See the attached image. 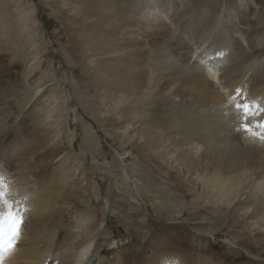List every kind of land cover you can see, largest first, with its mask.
I'll use <instances>...</instances> for the list:
<instances>
[{
	"label": "rangeland",
	"instance_id": "1",
	"mask_svg": "<svg viewBox=\"0 0 264 264\" xmlns=\"http://www.w3.org/2000/svg\"><path fill=\"white\" fill-rule=\"evenodd\" d=\"M169 5L174 13L179 5L177 20L169 29L161 26L156 36L148 35L155 52L187 42L199 49L209 47L205 34L213 21L221 29L223 24V29L229 27L231 38L242 35L243 28L264 33V0H0V176L14 182L19 195L29 198V208L46 213L63 235L103 223L114 236L124 237L126 256L137 264H262L245 256L246 251L263 255L252 250L249 236L240 240L243 231L228 227L236 222L231 220L234 206L207 209L189 182L179 178V170L183 173L201 159L193 160L182 151V142L178 143L182 138L171 134V116L175 110L184 123L192 98L183 92L194 87L210 93L209 87L168 61L156 68L144 87L152 95L150 103L140 102L143 93L138 87L147 85L142 73L147 63L123 23H131L138 9L149 14ZM191 21L196 23L193 28ZM172 81L177 84L170 85ZM135 116L145 119V130L133 126ZM89 136L96 139L92 145L96 148L87 144ZM201 145L194 146L200 150ZM164 149L181 164L167 163L161 157ZM125 215L128 219H123ZM108 216L115 222L110 223ZM236 242L245 259L232 261L225 255L237 249ZM156 254L164 262L157 261Z\"/></svg>",
	"mask_w": 264,
	"mask_h": 264
},
{
	"label": "bare ground",
	"instance_id": "2",
	"mask_svg": "<svg viewBox=\"0 0 264 264\" xmlns=\"http://www.w3.org/2000/svg\"><path fill=\"white\" fill-rule=\"evenodd\" d=\"M100 7L104 8L103 5H101ZM178 9L179 5H177L174 13V7L172 5H169L164 11H153L149 14L142 11L140 12V9H138V11L135 9L136 14L132 16L131 23H123L122 28L125 31L130 32L139 43V50L144 55L145 62L147 63V68H144L142 71L144 75L143 77L145 78L144 81H146L145 83H147V85H140L138 87V90L140 89L141 93H143L140 102L143 101L145 104L146 102H148V104L150 103L152 95L151 93H149L148 88L144 89V87H148V84L151 83L153 74L157 71L156 68L164 65V63L168 61L171 62V65L176 70V67L178 66L182 74L185 73L184 70H189V73L191 74L193 80H200L202 84L209 87L208 90L210 93H205L199 90L196 91L194 87L190 89L188 88L187 92H183L185 93V95H187V97L192 98V102L190 101L192 106L191 110L190 112L185 111L184 114L183 120L186 121H184L183 123L181 120H179V117L178 115H176L177 113L174 110V113L171 116L173 124L168 123L170 126L171 134H174L176 139L182 138L181 141L178 140L179 144L180 142H182V144L180 145L182 151L190 153L189 155H192L193 160L196 158L197 160L201 159L200 163H198L199 161L197 163L194 161L193 164L190 163L194 166L191 168L189 166V169H186V171H184L183 173L179 170L181 176L179 178H183L189 182L191 186L190 188H194L197 191L196 194L204 199L207 209H212V211H221L224 208H229L232 205L234 206L231 220L233 222L236 221L234 222L235 226L231 224L228 227L236 228L237 226V228H239L237 229L238 231H243V234H239L240 240L247 238L246 235L249 236L250 240H248L247 242L252 241L249 244L252 250H259V252L263 253V255L257 257L250 253L246 254V252H248L246 251L245 256L255 259V261L259 260L258 262L262 261V264H264V247H260V245L264 243V138H262L264 137V130L255 128V123L257 120L264 121V51H261L260 49L261 42H263L260 41L262 39L260 37L262 35L264 36V33L255 31L256 29H252L254 31L252 32L249 28L248 30L243 28L242 35L235 33L233 35V38H231L232 35L229 37L227 36V29L229 27L226 26L227 29H223L225 28L223 24V27L221 26V29L220 24H218L219 22L214 23V21L212 20L213 23L212 21L211 23L219 31L217 29L216 31H214L215 29L212 28V25L210 27L212 30H214L211 31L210 29V32L208 30L206 34L204 33L206 39H208V43H205L209 47H205V45H203V47H200L199 49L196 48L190 41L191 43L187 42L186 46H176L170 49V51L163 46L161 47L162 50L159 49L161 51L157 50L155 52L153 46L149 44V40L147 39L148 35L156 36L157 31L162 28L161 26L168 27L167 29H169V26H172L173 23L176 22L175 20H177ZM179 13H181V11ZM201 17L202 16H200L199 18ZM192 19L193 18H191V20ZM203 20L205 23V19ZM214 20L217 21L216 18ZM200 21L199 23H201ZM209 22L207 21V24H210ZM243 22L245 23V21ZM23 23L24 25H27L26 20H24ZM195 24L196 23L194 22V25L191 24L190 26H192L193 28ZM206 26L208 27V25ZM213 32H218V35H214ZM194 34L196 36V33ZM195 36L193 35V37ZM241 36L245 38L246 43H244V41L241 42V39H243ZM184 42H186V40ZM31 44L32 50L35 51L36 45L33 42ZM192 73H194L195 77L192 75ZM183 76L186 77V75ZM181 77L180 80H182ZM177 81L170 82V85L174 86L175 84H177ZM237 89L243 90L244 96L247 97V102L252 104L253 111L257 112V115L249 121L253 125L255 134L245 133L242 130L238 131L242 124V113H240L235 108V104L241 103L243 102V100L236 94ZM39 91L40 89H38L36 95L39 93ZM144 93H146V96H144ZM55 103L56 101L53 99L51 105L54 106ZM256 105H261L259 111H257ZM50 118H52V116L48 117L47 119ZM54 121L57 123L58 118L56 117ZM145 122L146 121L143 117L135 116L133 118V126L135 125V128H141L142 130H145ZM169 122L172 123L171 121ZM169 126L167 125V128ZM148 129H151V127ZM119 131L121 136H125V130L122 129ZM177 135H181V137H178ZM93 137H88L87 144L89 142L90 146L96 143V139H94ZM130 138L133 137L131 136ZM128 140L130 139L128 138ZM197 143L202 144V148L200 149L201 151L198 147H196ZM124 145L125 144H122L123 147ZM92 147L96 148V145L95 147ZM92 151H89V153ZM130 151L131 150H129V152ZM163 153L161 154V157L165 158L167 163L170 161H174L175 164L173 165L177 167L181 162L180 161L178 163L179 157H176L173 160L172 158L174 156H171L172 153L170 151L164 149ZM160 160L162 161V159ZM132 165L133 163H131V166ZM175 166L173 167L176 168ZM179 167L181 168L182 166ZM131 174L133 175L135 173L132 172ZM2 177L4 179L6 178L5 176ZM5 183H7L9 186V199L18 201L21 206L27 209V211L25 212L26 225L22 229L19 243L14 253H12V255L5 260V264H137L133 262V259H130V257L132 256H126L127 249L125 248L126 241L124 237L120 238L119 236H114L113 231H109L107 227L103 228V223L93 228L84 230L79 229L75 234L63 235L61 234V229L58 224L49 223L46 213L38 210L37 208H29V204L27 203L29 202V198L25 199L23 196L19 195V192H17V190L13 188L14 182L10 181L9 179H5ZM194 207L195 206H193V208ZM199 213L197 212V214ZM219 213L220 212H218L217 214ZM205 216L204 218L205 220H207V217ZM200 218L201 220L203 219L202 217ZM123 219L128 218L126 216V218L124 217ZM211 220L213 219L211 218ZM213 224L214 223H212V225ZM219 226H221V224ZM206 227L207 230L208 225ZM220 229H223V227ZM230 229L233 228H228L227 230L230 231ZM97 233H99V235L98 239L96 240ZM208 235H210V233ZM199 242L200 241H198V243ZM200 243H202V241ZM139 248L141 249V246ZM234 248L237 249H232L228 254L225 255L226 258H231L232 261H236L238 258L245 259V256L238 250V243L234 246ZM132 250L133 249H130L128 252H131ZM157 254L160 255L159 253ZM158 258L161 257H157V261L163 260ZM152 259L155 261L154 258ZM162 262H164V260Z\"/></svg>",
	"mask_w": 264,
	"mask_h": 264
},
{
	"label": "snow or ice",
	"instance_id": "3",
	"mask_svg": "<svg viewBox=\"0 0 264 264\" xmlns=\"http://www.w3.org/2000/svg\"><path fill=\"white\" fill-rule=\"evenodd\" d=\"M236 94L243 100V102L235 104V108L242 113V124L238 131L255 134L253 125L249 121L257 115V112H254L252 104L247 102L243 90L237 89ZM256 108L259 111L261 105H256ZM255 128L264 130V121L257 120ZM9 194V186L0 176V264H5V260L14 253L22 229L26 225L25 212L27 209L21 206L18 201L9 199Z\"/></svg>",
	"mask_w": 264,
	"mask_h": 264
},
{
	"label": "water",
	"instance_id": "4",
	"mask_svg": "<svg viewBox=\"0 0 264 264\" xmlns=\"http://www.w3.org/2000/svg\"><path fill=\"white\" fill-rule=\"evenodd\" d=\"M108 220H109L110 222H112V221H114V218H113V217H108Z\"/></svg>",
	"mask_w": 264,
	"mask_h": 264
}]
</instances>
